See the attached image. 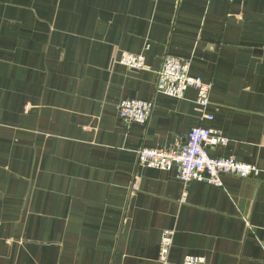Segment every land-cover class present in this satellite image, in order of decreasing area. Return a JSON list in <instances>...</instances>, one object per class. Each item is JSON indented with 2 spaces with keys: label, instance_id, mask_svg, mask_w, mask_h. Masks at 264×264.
Returning <instances> with one entry per match:
<instances>
[{
  "label": "crops",
  "instance_id": "1",
  "mask_svg": "<svg viewBox=\"0 0 264 264\" xmlns=\"http://www.w3.org/2000/svg\"><path fill=\"white\" fill-rule=\"evenodd\" d=\"M166 55L212 85L213 119L194 88L157 92ZM125 98L154 102L146 125L122 121ZM197 126L259 173L216 186L138 164ZM167 229L169 264H264V0H0V264H164Z\"/></svg>",
  "mask_w": 264,
  "mask_h": 264
},
{
  "label": "built area",
  "instance_id": "2",
  "mask_svg": "<svg viewBox=\"0 0 264 264\" xmlns=\"http://www.w3.org/2000/svg\"><path fill=\"white\" fill-rule=\"evenodd\" d=\"M116 62L136 70L146 68L145 55L121 52ZM189 88L197 92L196 103L202 119H213L207 110L210 105L212 85L202 78L191 74V61L172 55H166L157 72V92L168 96L183 98ZM154 110V102L139 98H125L118 105L120 118L126 125L138 123L146 125ZM230 139L214 128L197 126L184 137H178L175 143L163 149L142 147L138 151V164L144 167L171 170L177 166V176L185 183L206 181L222 186L225 174L247 178L259 173L255 164L241 162L234 157H212L209 149L227 145ZM136 190L137 187L133 186ZM175 230H164L160 243L159 260L164 264L170 262ZM183 264H206L203 256L187 255Z\"/></svg>",
  "mask_w": 264,
  "mask_h": 264
}]
</instances>
